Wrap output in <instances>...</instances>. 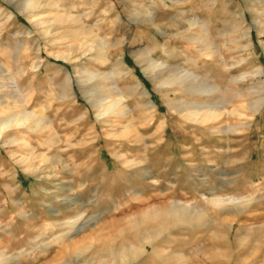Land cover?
I'll return each mask as SVG.
<instances>
[{
	"label": "rangeland",
	"instance_id": "1",
	"mask_svg": "<svg viewBox=\"0 0 264 264\" xmlns=\"http://www.w3.org/2000/svg\"><path fill=\"white\" fill-rule=\"evenodd\" d=\"M0 264H264V0H0Z\"/></svg>",
	"mask_w": 264,
	"mask_h": 264
},
{
	"label": "bare ground",
	"instance_id": "2",
	"mask_svg": "<svg viewBox=\"0 0 264 264\" xmlns=\"http://www.w3.org/2000/svg\"><path fill=\"white\" fill-rule=\"evenodd\" d=\"M33 4L34 2L33 1H30V4ZM204 105L200 106L199 108H203ZM212 108V107H211ZM212 110V109H211ZM154 165V164H153ZM158 165L156 164L154 167L156 168ZM147 169V168H146ZM222 202L220 203H216L215 205H213V207H211V215L216 218L217 220L218 219H223L224 216H225V213L230 211V210H236L237 213L238 212H242V207L240 205H236L234 207H229L227 205H223L221 204ZM242 204V203H241ZM210 206V205H209ZM168 211L169 213L171 214V218L173 219H178V218H181V219H185V218H195L196 216H200V214H198L197 212L194 211V209L192 208H187V207H177L176 205L174 206H171L168 208ZM260 218V217H259ZM225 219V218H224ZM235 219V218H234ZM193 220V219H191ZM225 220H228V219H225ZM225 222V221H224ZM146 248V247H145Z\"/></svg>",
	"mask_w": 264,
	"mask_h": 264
}]
</instances>
